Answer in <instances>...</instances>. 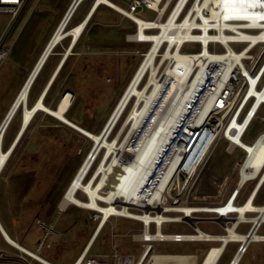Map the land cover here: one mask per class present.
I'll return each instance as SVG.
<instances>
[{
  "label": "built area",
  "instance_id": "obj_1",
  "mask_svg": "<svg viewBox=\"0 0 264 264\" xmlns=\"http://www.w3.org/2000/svg\"><path fill=\"white\" fill-rule=\"evenodd\" d=\"M121 1L123 5L120 6L123 9L117 7L115 9L135 24V32L128 35V40L149 44L146 51L137 50V53L143 57V63L155 45V40L137 38L140 28L138 18H142L139 14L145 10L155 13V18L152 20L142 18L147 23L145 28L147 34L161 32V27L154 23L157 21L169 22L175 14V24L168 31L173 36L161 41L157 56L153 60V64L159 67L156 75L165 85L163 93L166 94L173 83L169 82L166 77L169 70H176L179 75L185 74L187 70L185 66L178 64L177 59L166 56L168 51L173 54L176 51L183 54H199L206 57L208 61L204 66H194L193 70L189 72L187 84L191 85L196 81L195 91L193 90V94L188 99L187 109L166 131L162 127L167 123L169 115L164 111L162 100H155L150 104H145V101L142 100L137 105V96L131 97L107 138L110 139L131 103L133 105L128 115L137 105L139 113H142L138 126L134 125L135 119H133L123 127L127 115L122 127L112 140L118 136L117 141H121L120 145L129 140L132 151L124 152L125 156L121 157V161H134L142 137L146 133L147 136H150L155 132L159 142L155 144L151 154L149 174L143 178L141 185L129 202H126L125 195L113 202L98 198L101 205L107 208L114 206L115 210L106 216L103 210L89 209L92 211L89 219L97 222L95 232L88 248L73 264H219L229 243L233 241H238L239 246L228 264H239L248 252L250 243L255 239L250 238L246 241L233 237L225 239L224 237L230 236L231 229L236 231L238 225L243 221L239 220L235 223L234 220L237 217L233 213H237L239 217L240 212L232 209V205H238L236 199L241 187L247 181L259 180L264 170L263 165L255 177L248 178L241 183L242 170L250 156V151L236 140V137L242 141L245 140L255 120L264 121V0H235L233 3L231 0H220L217 9L210 7V0ZM238 1L242 3L241 7H236L235 3ZM27 2L28 0H0V14H10L11 16L0 33V63H3L10 54V48L6 45L5 40ZM102 4L107 5L106 3L99 5ZM221 33L226 38L221 36ZM179 37L182 38V41H179ZM188 43L199 44L200 50L184 52V47ZM232 44H245V46L242 48L233 47ZM258 47L259 50L255 53L254 51ZM151 70L152 67H149L144 74L139 83L140 88L144 89L149 82ZM142 85L143 87H141ZM152 87L154 88V84ZM136 132L139 133L138 137H135L136 134L134 135ZM263 137L264 132L251 144L255 145ZM221 142H226L228 152H233L236 148L243 151L244 157L242 160L236 159L233 169L234 172L238 168L240 169V178L233 190L230 191L236 172L224 185L222 184L220 191L218 190L220 192L219 199L204 200L203 196L197 193L200 188L199 174L206 164L208 156ZM93 149L94 147L88 155L93 158V163L84 178L85 182L95 176L107 152V148L102 146L97 154L93 155ZM103 151L105 152L102 159L96 169L94 168L96 171L92 175V167L99 160ZM115 156L114 152L107 165L113 161ZM102 175L99 176L100 179ZM100 193L103 196L108 195L106 190H101ZM84 194L87 196L86 193ZM189 213L196 218L194 223L187 218ZM113 217H125L141 223V231L130 234L132 241L142 245L138 257L132 253L119 251L115 243L112 246V253L96 254L92 252L93 244L111 223ZM262 221L264 220L254 221L247 234L248 237L252 232L258 233ZM37 222L44 227L47 226V223L41 219H38ZM174 223L184 224L192 232L165 233L163 231L164 226ZM201 223L216 224L224 232H206L200 228ZM51 228V225L47 228L39 251L45 246L50 247L48 237ZM113 229L114 225H112ZM157 241L198 242L211 243V245L206 248L204 256L200 260L198 253L158 252L154 246V242ZM21 250L24 253L20 255V259L11 262V264H19V262L56 264L38 253L30 252L24 248ZM0 255L3 257V252ZM211 256L212 259L209 260ZM168 257H172V260H167Z\"/></svg>",
  "mask_w": 264,
  "mask_h": 264
},
{
  "label": "rangeland",
  "instance_id": "obj_2",
  "mask_svg": "<svg viewBox=\"0 0 264 264\" xmlns=\"http://www.w3.org/2000/svg\"><path fill=\"white\" fill-rule=\"evenodd\" d=\"M73 1L28 0L25 8L13 23L5 40L6 45L10 48V54L3 63H0V127L10 111L11 104H13L12 101L16 99L15 97H17L24 85L23 83L26 82L25 80H27L28 75H30L29 73H31L30 70L35 65L38 57L40 58L41 53L58 28V25L62 23ZM93 1L85 0L79 7L78 14L84 15ZM111 1L118 5H123L121 0ZM139 15L144 19L152 20L155 18V13L149 10H145ZM10 18V14H0V33L4 30ZM72 24L73 21L71 20L66 29H70ZM133 32H135V24L130 19L114 7L102 5L81 39V47H84L85 43H88L87 45L90 44L89 46L92 48H86L88 50L87 54L73 56L70 59L69 67L73 70L70 76L71 79L69 80V87L77 93L73 97L76 103L73 112L76 115L78 114L84 118H89L90 123H98L96 127L97 132L101 129L113 107L116 105L111 116L113 115L121 96L143 61V57L137 53V50L143 52L149 47V44L129 41L128 35ZM92 33L98 37L89 39L88 36L92 35ZM68 40L69 38L65 39L63 44L66 45ZM232 46L242 48L245 44H232ZM199 50V44L188 43L185 45L183 51L197 52ZM258 50L259 47L254 52L256 53ZM53 60L54 58L43 71L34 90L39 87L38 85L45 78L48 70L52 66ZM132 105L131 103V106L128 107L124 117L117 125L115 134L113 133L109 140H112L122 127ZM22 111L23 109L21 108V115L19 113V115H16L8 136L16 130V124L22 118ZM41 116L42 114L31 124L16 153L11 158L9 169L21 158L20 161L23 165L20 169L25 175L22 174L13 178L8 183V186L4 182L0 184V209L8 216L10 214L17 216L21 209L20 204H17L15 199L18 192H20L19 197L22 203H24V209L40 212V217L47 223V226L44 227L42 225L38 226L35 221L32 222L33 226L38 228V232L35 234L28 233L27 239L37 241L38 243L40 239H44L47 228L50 226V223H53L61 232L60 239L68 245L67 249L63 252V257L76 256L90 239L97 222L89 219V215L92 213L89 209L81 208L75 204H69L67 208L65 206V209H62L63 206L61 203H63L64 195L69 188V183L73 175L83 158L86 157L87 151L89 153L91 152L95 142L90 139L87 143L82 142L80 136L75 137V133H72V136L75 138L74 144L76 145L73 148L68 140L72 139V137H66L61 132L56 131L58 128L54 124H49L53 121L49 120V117L42 118L43 116ZM111 116L107 123L111 120ZM41 124L46 126V128L44 127L45 129L36 132V128ZM127 124H129V121L126 119L123 127L127 126ZM62 127L60 126V128ZM51 131L54 132L52 133ZM263 132L264 121L255 120L244 141L252 145L251 143ZM224 148L225 145L222 147L219 146L216 150L214 149L215 152L213 155L211 153L208 156L206 164L199 174L201 177L200 180L202 181L200 190L203 193H209L211 197L213 195V197H217L218 195L216 196V194L219 192L216 184L214 186L212 185L214 183L212 178L215 173L219 176L233 174V171L229 172V168L227 169L229 162H233L232 168L234 169L236 159L242 160L244 157V154L239 150L227 154ZM104 152H102L101 157L94 165L95 169L102 159ZM211 155L213 157L208 162ZM236 172L237 174L233 178L230 191L233 190L237 180L240 178V169L238 168ZM228 180L229 178L223 179L220 184L222 183L224 185ZM215 182H218V180ZM255 183L256 180L248 182L241 196L238 198L237 204L244 202ZM84 193L82 190H79L77 197L86 201L88 198ZM20 199H18L19 202ZM49 210L51 212L45 215L44 212L48 213ZM15 219L17 221V218ZM112 225H114L113 230ZM247 227L245 226V229ZM200 228L210 233L224 232L216 224L201 223ZM141 229L142 225L138 221L125 217H113L111 223L101 232L92 252L96 254L112 253V246L115 243L119 251L132 253L138 257L142 250V245L132 241L130 234L140 232ZM19 230L23 235L28 232L21 225ZM163 231L165 233L192 232L188 226L180 223L164 226ZM259 233H264V226ZM51 238L52 236L49 235L48 239ZM209 245L211 243L154 242L155 250L158 252H197L200 255V260L203 258L205 250ZM256 245L253 244L249 253L243 257L240 264L260 263L259 259L254 260L252 258V252L257 251L259 253L261 248L264 249V243L261 244L262 247L260 249ZM236 246L237 244L234 242L229 243L219 264L229 263ZM55 252V247L48 248L45 246L39 254L53 260L52 255ZM57 263L64 264L59 261ZM19 264H24V262H19Z\"/></svg>",
  "mask_w": 264,
  "mask_h": 264
},
{
  "label": "bare ground",
  "instance_id": "obj_3",
  "mask_svg": "<svg viewBox=\"0 0 264 264\" xmlns=\"http://www.w3.org/2000/svg\"><path fill=\"white\" fill-rule=\"evenodd\" d=\"M210 2H211L210 7L213 9L215 8L217 9V6L220 0H210ZM231 2L233 3L235 2V0H231ZM100 3H106L107 5L111 7H114V8L117 7L119 9H123V7L114 3L111 0H96V3L94 5L92 12L96 10V8L99 6ZM235 5H237L236 7H241L242 3L238 1L235 3ZM67 19L68 17L65 18V20L63 19L62 23L58 25V28L56 29L50 41L48 42L47 46L45 47L44 51L42 52L40 56L41 58H39L38 63L36 64V67L31 71L28 79L26 80L24 86L19 92L13 104L14 107L12 106V108L10 109L8 113L9 114L8 118L6 119V121L4 120L5 122H3V126L0 131V149H2L1 146H2L3 137H4L3 129L5 128L9 119L11 118L13 112L16 110V108L18 110L21 105L25 106L24 107L25 109L24 118H25V123H26L25 126H28L31 120L33 119L34 115L36 114V112L39 109H42L54 115L55 117L65 121L69 125L81 130L86 135H88L91 139H93L95 143H98L97 147L94 149L92 153L93 155L97 154L98 150L100 149L99 145L105 146L107 148V152L105 155V159L100 165L99 169L97 171L95 170L96 171L95 176L93 178L91 177L89 181L85 182L84 178L89 172V169L93 163V158L87 157L86 161L84 162L79 172L75 176L74 180L71 182L69 188L67 189V192L64 195L62 206L65 207L67 204L73 203L77 206L88 208V209L103 210L105 212V215L107 216L108 214H110L111 211H114L115 208L114 206L107 208L101 205L98 202V198H102L106 201L113 202L115 199H119V197L125 195L126 202H129L130 198L134 195L139 185H141L143 178L149 174L151 154L154 150L155 144L159 142V140L156 139L155 132L151 134L150 136H147V133H146L142 137V140L139 144L140 148H138L139 151L137 152L136 159L134 161L122 162L121 157H124L125 153L132 151V147L129 144V140L125 141L124 143L120 145L121 141L119 142L117 141L118 136L114 140H109L107 138V135H108L107 132L108 131L110 132V130L116 124L122 112L124 111L128 103L130 102L132 96H137L138 98L137 103H136L137 105L142 100L145 101V104L153 103L155 100H162L161 103L163 105L164 111L165 113L169 115V119L167 120V123L164 124L162 127V129L166 131L168 128H170L171 124L175 120H177V118L182 113H184L183 111L187 109L186 105H187L188 99L190 95H192L193 92L195 91L194 89L196 88V84H195L196 81L192 83L191 85L187 84L189 72H191L194 66L196 65L204 66V64L208 61V59L199 54H183L179 51H176L175 54H173L172 52L168 51L166 56H170L172 58L177 59L178 64L185 66L187 70L185 74H181V75H179L176 72V70H173V69L169 70L168 75L166 77L169 80V82L172 81L173 83L171 84V87L167 91V93L166 94L165 92L163 93L162 91L164 90L163 87L165 85H164V82L161 81L156 75L159 67L153 64V60L155 56H157V50H158V47L161 41L164 38L170 39V37L173 36V35H170L168 31L172 28V25L175 24L174 23L175 14L172 16L169 22H165V21L155 22L154 24L158 27H161L162 31L153 33V34H147L145 32L147 23L144 21V19L138 18V21L140 22V28L137 34V38L141 40H155V45L149 52V55L147 59L145 60V62L141 63L140 67L138 68L132 80L130 81L129 85L127 86L125 92L121 96L118 102V105L116 107V110L111 116V120L109 121L107 131L104 134H101V133L95 134L91 131H87L86 129L82 128L81 126L77 125L76 123L72 122L70 119L66 117L65 113L71 106L72 100L74 97V95L71 92H67L64 95L57 109L48 108L44 104L42 100L43 98H41L37 102V104H35L32 107H28L27 105L28 98H29V91H30L29 87L32 81L36 79L35 77L45 57L48 54H51L50 51L52 47L56 43L59 44L63 39L67 38L70 34H72V37L74 39L73 44H75L77 40L79 39V37L81 36L82 32L85 30V27L88 21V19H86L81 24L75 27H72L70 29H66L67 24L69 22L67 21ZM188 34H189V31H188ZM221 36H224V38H226V36L223 35V33H221ZM252 38H255V37H252ZM179 41H182L181 37H179ZM149 67H152L149 83L144 87V89H141L139 88V83L144 77V74L149 69ZM153 84H154V88L152 87ZM136 106L134 107V109H132L131 113L129 114L127 118V121L135 119L134 125L138 126V124L141 121L142 113H139V108H137ZM137 134L139 135V133L137 132L134 133L135 137L136 136L138 137ZM236 140L240 144L246 146V148L250 151V156L246 160V163L242 170L241 183H243L246 179L255 177L259 173L261 167L264 165V137L260 141H258L255 145L253 144L250 145L240 140L238 137H236ZM114 152L116 153V156L113 158V161L109 165H107L108 160L112 158ZM10 155H11V151L9 152L0 151V166L1 167L6 163ZM101 175H102V178L100 179L99 176ZM260 180H261L260 181L261 182L260 185H261L262 182L264 181V170L262 172ZM79 190H82L83 192L87 194L88 200L84 201L77 197V193ZM101 190H106L108 195L103 196L100 193ZM232 209L238 210L240 212V216L235 218L234 220L235 223H237L239 220H249V218L245 216V212L248 210H254V211L260 212L257 217L253 218L254 221L259 222L261 220H264V206L260 207V206L255 205L253 203V198H250L245 204L241 206L232 205ZM187 211H189V209H187ZM187 218L193 223L196 221V218L190 215V213L187 215ZM227 237H233L236 239H243L247 241L250 238L264 239V234H257V233L252 232L250 237H248L247 235L245 236L243 234L236 232L234 229H231L230 236H225L224 238L227 239ZM10 241L13 242V240L11 239ZM157 258L158 257H156V259ZM211 259H212V256L209 260ZM167 260L171 261L172 257H168Z\"/></svg>",
  "mask_w": 264,
  "mask_h": 264
},
{
  "label": "crops",
  "instance_id": "obj_4",
  "mask_svg": "<svg viewBox=\"0 0 264 264\" xmlns=\"http://www.w3.org/2000/svg\"><path fill=\"white\" fill-rule=\"evenodd\" d=\"M84 1L85 0H82L79 3V5L77 6V8L74 11L73 15L71 16L72 19L70 18V20L73 21L72 27H75V26L81 24L86 19H88L87 23L89 21L91 22L93 19H95L98 10L103 5V4L100 5V7H98V10L96 12H95V10L92 12V10L94 8V5L96 3V0H94L92 5L90 6V8L87 10V12L84 15H79L78 14L79 7L82 5V3ZM86 29H87V27H85V30L82 32L81 36L79 37V39L77 40V42L75 44H73L74 39L72 37V34H70L67 38H65V39L69 38L68 43L66 45L63 44V41L65 40V39H63L59 44H57L52 49L51 54L48 55L46 61L43 64V66L38 71V73H37V75L35 77L36 79L33 81V84H32V86L30 88L28 104H27L28 107L34 106L35 104H37V102L41 98H43L42 100H43L44 104L48 108L57 109L58 106L60 105V102H61L62 98L64 97V95L67 92L73 93L74 96L77 95L76 91L69 87V85H70L69 80L71 79L70 76H71L72 70H73L69 66H70V59L73 56H77V55L82 56L83 54H87L88 50L86 48H88V47L92 48L91 46H89L90 44L87 45L88 43H85L84 47H81V39L83 38V35H84ZM96 37H98V36L96 34H94V33H92V35L88 36L89 39H92V38L94 39ZM68 53H69V55H68ZM53 58H54V60H53L52 66L48 70L45 78L40 83V85H38L39 87H37V89L34 90V88H35L40 76L42 75L43 71L45 70V68L47 67V65L49 64V62ZM38 60H39V57H38ZM38 60L36 61L35 65L33 66L32 69H34L36 67V64L38 63ZM32 69L30 70V72L32 71ZM23 84H25V83H23ZM15 98H17V97H15ZM15 100L16 99H14L13 101L15 102ZM13 101H12V103L14 104ZM13 104H11V105L13 106ZM75 104H76L75 100L73 99L71 106L69 107V109L65 113L66 117L68 119H70L72 122L76 123L77 125L81 126L84 129H86L87 131H91V132H93L95 134H100V133L103 132V130H104L106 124H108L107 122H108V120H109V118H110V116H111V114H112V112H113V110L115 109V106H116L115 105L113 107V109H112L111 113L109 114L107 120L105 121V123L103 124L101 129L97 132L96 131V127L98 126V123H90L89 122V120H90L89 118H87V117L84 118V117H82V115L74 114L73 108H74ZM12 106H11V108H12ZM24 107H25L24 105H21L19 107L17 112H15V114L13 115L10 123L8 124V126L6 128V130L4 131V137H3V142H2V146H1L2 149H0V151H4V152L11 151V155L9 156V159L6 161V163L2 167L0 166V184L2 182H4L6 184V186H8V183L13 178H15V177H17L19 175H22V174L25 175L24 172H22V170L20 169L21 166L23 165V163L20 161L21 158L18 159L12 165L11 169H9V165H10L11 158L16 153V151H17V149H18V147H19V145H20V143H21L26 131L29 129V127L34 122V120L36 118H39L40 114H42V116H43V117L41 116L42 118L49 117L48 119L53 121L52 123H49V124H54V126L59 129V130L57 129L56 131L61 132L62 135L66 136V137H72V139H68V138L67 139L69 140V144L71 143L70 145H72L73 148L76 145L74 144L75 138L72 136V133H75L74 134L75 137L80 136V140L82 142H86L87 143L89 141V139L93 141V139H91L88 135H86L81 130L69 125L65 121L55 117L54 115H52L49 112H47L45 110H42V109H39L36 112V114L34 115L33 119L29 123V125L25 126L26 123H25V118H24L25 117L24 116L25 115ZM21 108L23 109L22 118L20 119V122H18L16 124V130L10 136H8V133H9L11 127H12V123H13L16 115L18 113L21 115ZM60 126H63L64 128L63 127L60 128ZM44 127L46 128V126H44L43 124L39 125L36 128V132L40 131L41 129H45ZM51 132L53 133L54 131H51ZM115 132H116V129L114 130L113 133L115 134ZM117 133H116V135H117ZM68 135H70V136H68ZM4 140H5V142H4ZM78 140H79V138H78ZM223 145H225L224 149H225V152L227 154H231V153H233V152H235L237 150H239V151H241L243 153V151L241 149H239V148H236L233 152H228V150L226 149V147H227L226 142H221V144L219 146L222 147ZM219 146H217L215 148V150L218 149ZM215 150L212 152V155L215 152ZM86 154L88 155L89 151H87ZM87 155H85L86 157L83 158L82 162L80 163L78 169L76 170V172L73 175V177H72V179H71L69 184H71V182L74 180L79 168H81L82 164L86 161L85 159H87V157H88ZM212 155L210 156L208 162L211 161V158L213 157ZM232 164H233V162H229V164H228L227 169L229 168V172L233 171ZM94 171H95V169H94V166H93L92 170H91L92 175L94 174ZM233 173H234V171H233ZM232 175L233 174L231 173V175H228V176H219V175H217L215 173L214 177L212 178V181H214V183L212 185L214 186V184H216L217 189L220 191V188L222 186V183L220 184V182L223 179L230 178ZM200 179H201V177H200ZM215 179L218 180V182H215L216 181ZM260 181L261 180H258V181L256 180V183L253 186V188L251 189V191H250L249 195L247 196V198L244 200V202L238 204V206H241V205L245 204L250 198H253V203L255 205L260 206V207L264 206V181L262 182L261 185H260V183H261ZM201 182L202 181L200 180V188L197 190L198 195L203 196L204 200H217V199H219L220 192H218L216 194V196L218 195L217 197H213L214 195L211 197V196H209V193H206V192L203 193L200 190L201 189V184H202ZM248 182L249 181H247L241 187L239 195H238V197L236 199V202H237L238 198L241 196L242 191L245 188V186L248 184ZM210 184H211V182H210ZM19 195H20V192H18V194L16 195V199H15L16 203L20 204V209H21V210L19 209L20 212H18L17 216H14V214H13L14 217L12 216V214H10L8 216L7 214H4L1 211V209H0V254H1V252H3V254H4L3 257H1V255H0V264H11V262L18 261L20 259V255H22L24 253L21 250V248H24V249H26V250H28L30 252H34V253H38V254H39V252H41L44 249V247H43L39 251V246H40V243H41V241L43 239H40L38 243H37V241H32L31 239H27L28 233L35 234L36 232H38V228L36 226L34 227L32 222L35 221V223L38 226L40 225L37 222L38 219L43 220L40 217V215H39L40 212H35V210H31V209H27V210L24 209V206H23L24 203H22V200L20 199ZM18 199H20V202L18 201ZM69 204H73V203H69ZM69 204H67L65 208H67L69 206ZM61 205H62V203H61ZM60 208H62V206H60ZM65 208L63 207L62 209H65ZM81 208H83V207H81ZM50 212H51V210H49L48 213L44 212V214L48 215ZM259 213L260 212L254 211V210L246 211L245 212V216L248 217L249 220L241 221V223L238 225L236 231L238 233L243 234V235L246 236L249 233V231L251 230V228H252V226L254 224L253 218L257 217L259 215ZM233 215L238 217L237 213H233ZM15 218H17V221H16ZM43 221H45V220H43ZM20 225L23 227L24 230L26 229V231H28L27 233H25V235H23L20 232V230H19ZM50 225L52 227L51 230H50V235L52 236V238L48 239V241L50 243V247H48V248H54V247L56 248V252L53 253V255H52V257L54 259L51 260V259H48V258L42 256V255L41 256L43 258L53 262V263H56V264H60V263H57V261L63 262L64 264H73L83 254V252L88 248L89 243H90V241H91V239H92V237L94 235V232H95V229H94L90 239L87 241V243L84 246V248L76 256H64L63 257V252L67 249L68 245L63 240L60 239V237H61L60 230L55 225H53V223H50ZM245 226H248V227L245 229ZM263 226H264V221H262L261 226L259 227L258 234H260L259 231L261 230V228ZM244 230H246V231H244ZM262 234H264V233H262ZM45 235H46V233H45ZM10 239L13 240L14 243L12 241H10ZM254 239L255 240H253L250 243V246L248 248V252L244 255V257L249 253V251L252 248L253 244H257L256 246L258 247V249H260L262 247L261 244L264 243V239H256V238H254ZM97 240H98V238H97ZM96 241H95V243H96ZM233 242L237 244V246L235 248V251H236L237 247L239 246V242L238 241H233ZM95 243L93 244L92 249H93ZM235 251H234V253H235ZM252 258L254 260L259 259V261H260L259 264H263L264 263V249L261 248V251L259 253L257 251L256 252H252ZM242 259H241V261H242ZM241 261H240V263H241Z\"/></svg>",
  "mask_w": 264,
  "mask_h": 264
},
{
  "label": "water",
  "instance_id": "obj_5",
  "mask_svg": "<svg viewBox=\"0 0 264 264\" xmlns=\"http://www.w3.org/2000/svg\"><path fill=\"white\" fill-rule=\"evenodd\" d=\"M81 1H82V0H74V1L72 2V4H71V6H70V8H69V10H68V12H67V14H66V16H65V18L68 17L67 21L70 20L71 16L73 15L74 11L76 10L77 6L79 5V3H80ZM65 18H64V20H65ZM56 44H57V43H56ZM56 44H55V45H56ZM55 45L52 47V49L55 47ZM52 49H51V51H52ZM51 51H50V53H51ZM48 55H49V54H48ZM48 55L45 57L43 63H42L41 66H40V69H41V67L43 66L44 62L46 61ZM40 69H39V70H40ZM34 79H35V78H34ZM33 81H34V80H33ZM33 81H32V83H31L29 89L31 88V86H32V84H33ZM72 94H73V93H72ZM13 107H14V106H13ZM16 110H17V108H16ZM16 110L13 112L11 118H12L13 115L15 114ZM8 116H9V114L7 115L6 119L8 118ZM11 118L9 119V121H8V123L6 124L5 128L3 129L4 131L6 130L8 124L10 123ZM6 119H5V121H6ZM5 121H4V122H5ZM2 126H3V124H2ZM2 126L0 127V131H1V129H2ZM107 127H108V125H107ZM107 127L105 128V130L103 131L102 134H104V133L107 131ZM108 133H109V131L107 132V134H108ZM97 145H98V143H94V146H93L94 149L97 147ZM102 146H103V145H99V148H101ZM94 149H93V151H94ZM235 174H236V172L233 173V175H235ZM257 222H258V221H257Z\"/></svg>",
  "mask_w": 264,
  "mask_h": 264
},
{
  "label": "trees",
  "instance_id": "obj_6",
  "mask_svg": "<svg viewBox=\"0 0 264 264\" xmlns=\"http://www.w3.org/2000/svg\"><path fill=\"white\" fill-rule=\"evenodd\" d=\"M98 7H100V5H99ZM98 7L96 8L95 12L98 10ZM71 19H72V18H71ZM70 22H71V20H70L69 23L67 24V27H68V25L70 24ZM89 24H90V21L87 23V26H86V27H88ZM113 30H115V29H113ZM78 42H79V41H78ZM76 45H77V44H76Z\"/></svg>",
  "mask_w": 264,
  "mask_h": 264
}]
</instances>
